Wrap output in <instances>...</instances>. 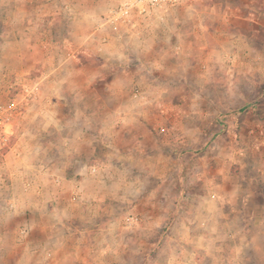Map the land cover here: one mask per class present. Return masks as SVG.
Returning a JSON list of instances; mask_svg holds the SVG:
<instances>
[{
  "label": "rangeland",
  "instance_id": "obj_1",
  "mask_svg": "<svg viewBox=\"0 0 264 264\" xmlns=\"http://www.w3.org/2000/svg\"><path fill=\"white\" fill-rule=\"evenodd\" d=\"M126 3L0 0V164L24 139L43 161L25 215L0 204V264H171L189 234L264 247V0ZM80 157L103 188H75Z\"/></svg>",
  "mask_w": 264,
  "mask_h": 264
},
{
  "label": "crops",
  "instance_id": "obj_2",
  "mask_svg": "<svg viewBox=\"0 0 264 264\" xmlns=\"http://www.w3.org/2000/svg\"><path fill=\"white\" fill-rule=\"evenodd\" d=\"M29 132L30 130L27 128L25 129L24 134H28ZM25 140L26 139L23 140V143L20 142L19 145L16 143L14 146L9 147V150L5 151L3 154H6V156H4L3 161L0 164V196H3V200L0 201V204L3 205V209L8 212L6 214L15 217L25 215V209H27V207L26 205H23L21 201L15 198L14 192H35L39 199L42 197L41 192H43V161L39 160L38 162L34 163V161L29 158V153L26 150L28 148V141ZM77 160H79L81 164L85 166V171H83L87 177L86 179L78 178V172L74 170L72 181L75 183V188L79 187V185L84 180H90L103 188L104 184L107 183L109 179V171L107 166L104 164V168L87 167L90 164L89 158L80 157ZM113 166L115 165L113 164ZM115 168L121 174L124 172L127 176V179H129L125 185L121 186H124L125 188L127 184H136L135 180L137 179L132 176V170H130L131 175L129 176V172H125L124 166L121 163L118 167L115 166ZM53 181L59 182L58 179H53ZM76 190L79 191L78 189ZM151 205L152 207H155L154 203H151ZM258 205V207L251 205L249 210L250 214L253 215L255 223L254 225L263 228V222L260 220L256 223L255 220L258 212H264V204ZM2 215L3 212L0 213V216ZM32 227L38 228L36 225ZM42 228L43 227L40 226L39 229L42 231ZM197 238L198 237L194 236L191 237L190 234L189 236H184L183 238H169L168 242L173 243L175 241L181 247V251L170 257L169 262L171 264H204L205 262L217 261L221 264H252L253 262L257 263L253 258L252 252L264 250L263 246L259 248L257 247L255 239L243 237L244 239H238L237 243H234L235 253L225 258L224 256L219 255L217 246L219 240L215 239L213 235L205 233L201 234V237L198 241ZM199 248L202 249L203 252L199 250ZM198 252L201 255H199Z\"/></svg>",
  "mask_w": 264,
  "mask_h": 264
},
{
  "label": "built area",
  "instance_id": "obj_3",
  "mask_svg": "<svg viewBox=\"0 0 264 264\" xmlns=\"http://www.w3.org/2000/svg\"><path fill=\"white\" fill-rule=\"evenodd\" d=\"M160 0H128L124 8L121 10V18H127L129 11L138 10L139 13H146L149 11L150 6H158Z\"/></svg>",
  "mask_w": 264,
  "mask_h": 264
}]
</instances>
